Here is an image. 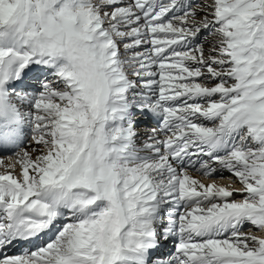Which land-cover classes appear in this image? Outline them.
<instances>
[{
	"label": "snow or ice",
	"instance_id": "6c2138e0",
	"mask_svg": "<svg viewBox=\"0 0 264 264\" xmlns=\"http://www.w3.org/2000/svg\"><path fill=\"white\" fill-rule=\"evenodd\" d=\"M0 156V264H264V0H0Z\"/></svg>",
	"mask_w": 264,
	"mask_h": 264
},
{
	"label": "bare ground",
	"instance_id": "6f19581e",
	"mask_svg": "<svg viewBox=\"0 0 264 264\" xmlns=\"http://www.w3.org/2000/svg\"><path fill=\"white\" fill-rule=\"evenodd\" d=\"M35 75H36L38 78H40V77H42L43 74L36 73ZM13 87H14V88H15V87H18V85H13ZM139 114H140V113H139ZM139 114L134 115V117H133L134 121H135L138 117H140ZM147 115L149 116V119H151V118H152V119H155V118L152 117L150 114H147ZM135 116H136V117H135ZM144 119H145L144 116H141V117H140V120H139V121H140L139 123H141ZM155 120H156V119H155ZM156 121H157V120H156ZM139 123H135V130H136V132H137V136L135 137V142H136L137 147L142 148V147H143V142H144V140L146 139V136H147V134H148V132H149V129H146V128H144V127H137V126L140 125ZM157 123H158V122H157ZM33 146H34V145H33ZM25 147L27 148L28 145L26 144ZM11 157L13 158V159H12L13 162H12L11 165H8V164H10L11 162L8 161L6 157L0 156V160H3V164H2V166H0V173H3V172H5V171H12L13 174L19 175L20 172H21V169H20L19 165L16 164V158H15L14 156H11ZM13 165H15V168H13V167L10 168V166H13ZM225 175H226V173H225ZM169 244H171L170 240H160V248L163 250V253L161 254V256H155L156 254H154V251H153V252L150 254V258H151L152 256H154V257H159V259H154V260H152L150 264H156V263H158V262L161 261V260H166L165 258H163L164 255L166 256V255H169V253L174 252V249H172V248H171V249H168V248H167ZM173 244H174V242H173ZM158 249H159V248H158ZM166 249H168L167 252H164V250H166ZM12 251H13V252H19V248H17V249H12ZM152 254H153V255H152ZM167 258L169 259L170 256H168Z\"/></svg>",
	"mask_w": 264,
	"mask_h": 264
},
{
	"label": "rangeland",
	"instance_id": "374dc122",
	"mask_svg": "<svg viewBox=\"0 0 264 264\" xmlns=\"http://www.w3.org/2000/svg\"><path fill=\"white\" fill-rule=\"evenodd\" d=\"M198 2L199 3H204V2H206V0H198ZM207 2H210V0H207ZM204 35H207V33H204ZM135 114H139V112H135ZM146 117L147 116H144V120H143V122H141V123H139V122H137V123H139L140 125L139 126H137V127H144V128H146V129H152V128H155V126H157V125H155V123L153 122V121H151V120H147L146 119ZM139 119V118H138ZM12 163H10V164H8V165H11ZM11 167H13V166H10V168ZM13 168H15V167H13ZM194 175H196V174H194ZM226 175H228L227 173H226ZM197 178H199L198 176H197ZM204 182L205 183H208V182H210V181H208L207 179H205L204 180ZM218 183H220V184H223V185H227V184H230V183H232V181H230V180H220V181H218ZM234 187H236V188H239L240 187V185L238 184V183H236L235 185H234ZM237 198H239V197H237ZM253 232L255 233V229H253ZM260 235H264V234H260ZM170 242H171V244H169L168 245V249H174V244H173V242L174 241H171L170 240ZM168 249H166V250H164V252H167V250ZM163 253V250L159 247V249H157V250H154V254H156L155 256H161V254ZM174 252H171V253H169V256H171L172 254H173ZM153 255V254H152ZM160 262V261H159ZM159 262L158 263H156V264H159Z\"/></svg>",
	"mask_w": 264,
	"mask_h": 264
}]
</instances>
